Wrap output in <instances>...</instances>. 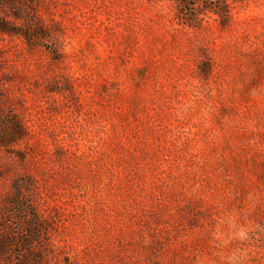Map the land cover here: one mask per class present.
<instances>
[{
    "label": "rangeland",
    "instance_id": "1",
    "mask_svg": "<svg viewBox=\"0 0 264 264\" xmlns=\"http://www.w3.org/2000/svg\"><path fill=\"white\" fill-rule=\"evenodd\" d=\"M0 23V264H264V0Z\"/></svg>",
    "mask_w": 264,
    "mask_h": 264
},
{
    "label": "trees",
    "instance_id": "2",
    "mask_svg": "<svg viewBox=\"0 0 264 264\" xmlns=\"http://www.w3.org/2000/svg\"><path fill=\"white\" fill-rule=\"evenodd\" d=\"M0 29H3V30H9V29L7 28V26H6L5 24H3V23H0Z\"/></svg>",
    "mask_w": 264,
    "mask_h": 264
}]
</instances>
